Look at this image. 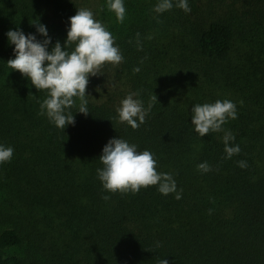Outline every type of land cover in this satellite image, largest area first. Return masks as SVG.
<instances>
[{
  "label": "trees",
  "instance_id": "1",
  "mask_svg": "<svg viewBox=\"0 0 264 264\" xmlns=\"http://www.w3.org/2000/svg\"><path fill=\"white\" fill-rule=\"evenodd\" d=\"M158 2L123 0L118 23L107 0H0V145L13 149L0 164V264H264V0H187L188 13L173 0L162 14ZM80 9L112 33L123 61L89 77L88 115L76 99L62 130L38 115L47 92L8 67L7 33L42 42L39 22L51 51ZM135 92L145 108L157 97L137 130L117 113ZM217 100L237 118L201 138L191 109ZM225 132L240 147L231 158ZM113 138L150 151L181 199L158 186L105 191L97 170Z\"/></svg>",
  "mask_w": 264,
  "mask_h": 264
},
{
  "label": "clouds",
  "instance_id": "2",
  "mask_svg": "<svg viewBox=\"0 0 264 264\" xmlns=\"http://www.w3.org/2000/svg\"><path fill=\"white\" fill-rule=\"evenodd\" d=\"M175 6L185 13L191 11L187 0H177ZM172 7L173 0H159L153 11L162 14ZM107 8L115 14L118 23L124 22L126 9L123 0H107ZM33 25L46 38L41 42L34 35L26 36L19 30L9 31L7 38L14 45L15 58L9 59L7 65L12 71L27 78L37 91L47 92V98L41 103L38 115H45L56 128L64 130L75 122L74 115L66 113V110L75 105L76 99L80 101L78 113L88 115L85 97L89 77L99 75L106 65L118 66L123 57L115 46L112 33L88 9L77 10L69 19L67 39L63 46L57 41L51 51L48 50L51 38L46 26L39 22ZM72 45L75 46L73 50L67 51L66 48ZM139 71L140 68L133 69L134 73ZM137 96L138 92L128 94L117 108L118 122L133 130L145 123L146 116L154 103H157V97L153 94L145 108L140 99L134 98ZM236 118V106L229 100L197 104L191 109V124L201 138L209 133L224 131L222 126ZM233 140L234 136L225 132V158H231L240 152L239 145L230 146ZM12 156L11 147L0 145V164L9 162ZM99 161L103 167L97 170L98 178L107 192L136 194L141 189L158 186L160 194L167 196L175 192V198L181 199L172 175L157 171V161L148 150L138 152L135 144L113 138L104 146ZM238 166L244 168L247 165L240 161ZM198 170L205 173L211 171L207 163L199 164ZM102 198L109 199L108 196ZM160 264H167V261L163 259Z\"/></svg>",
  "mask_w": 264,
  "mask_h": 264
},
{
  "label": "rangeland",
  "instance_id": "3",
  "mask_svg": "<svg viewBox=\"0 0 264 264\" xmlns=\"http://www.w3.org/2000/svg\"><path fill=\"white\" fill-rule=\"evenodd\" d=\"M26 247H22L21 249H19L20 251H18V252H22L24 249H25ZM23 253V252H22ZM19 254H21V253H19Z\"/></svg>",
  "mask_w": 264,
  "mask_h": 264
}]
</instances>
